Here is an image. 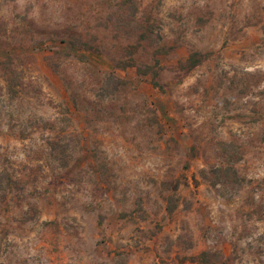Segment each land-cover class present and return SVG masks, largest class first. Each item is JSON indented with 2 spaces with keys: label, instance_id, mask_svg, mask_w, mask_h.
I'll return each instance as SVG.
<instances>
[{
  "label": "rangeland",
  "instance_id": "obj_1",
  "mask_svg": "<svg viewBox=\"0 0 264 264\" xmlns=\"http://www.w3.org/2000/svg\"><path fill=\"white\" fill-rule=\"evenodd\" d=\"M0 264H264V0H0Z\"/></svg>",
  "mask_w": 264,
  "mask_h": 264
},
{
  "label": "trees",
  "instance_id": "obj_2",
  "mask_svg": "<svg viewBox=\"0 0 264 264\" xmlns=\"http://www.w3.org/2000/svg\"><path fill=\"white\" fill-rule=\"evenodd\" d=\"M195 59L197 60L195 54H193V55L188 59L187 62L189 63L190 67L193 66ZM157 66H158L157 63H155L153 66H144V68H145V71H143L144 73H141V70H140V69H138L137 72H138L139 74H142V75H145V74H148V73H149L150 76L152 77V79L154 80V79L157 77V73H156V71H155V69L157 68Z\"/></svg>",
  "mask_w": 264,
  "mask_h": 264
}]
</instances>
